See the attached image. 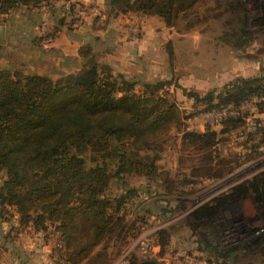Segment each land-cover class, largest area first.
I'll use <instances>...</instances> for the list:
<instances>
[{"label": "rangeland", "instance_id": "374dc122", "mask_svg": "<svg viewBox=\"0 0 264 264\" xmlns=\"http://www.w3.org/2000/svg\"><path fill=\"white\" fill-rule=\"evenodd\" d=\"M65 2L59 0L56 9L59 32L60 28L77 32L80 26H86L91 19L84 12L93 6L99 9L94 12V23L115 14L98 0L77 1L74 9L64 13ZM17 8L6 16L0 13V20L6 18L10 24ZM56 11L48 20L51 27ZM128 13L115 14L121 16L120 27L127 22H140L143 26L142 18L131 13L130 18ZM176 22L166 34L169 40L162 45L167 62L156 60L154 69L167 71L168 78L160 81L162 87L156 95L176 103L180 120L151 149L142 147L139 151L143 171L113 175L117 160L113 159L109 142L87 144L75 152L89 165H95L109 151L108 169L114 177L105 195L112 199L113 206L120 205L117 214L113 211L123 227L119 235L113 233L98 245L84 261L86 264H264V221L250 194L224 202L214 214L199 213L264 171V98L257 104L254 100L245 103L250 99L243 101L235 106L239 113H226V118L216 114L224 107L209 108L211 104H224L228 96L223 91L235 79L264 77V0H200ZM45 31H49V36L55 32L53 28ZM98 48L88 55L91 60L79 56L76 64L59 62L54 70L61 72L69 66L68 71L62 72L64 75L81 70L83 63H95L101 76L110 73L119 82V73L111 71L105 58L100 57L105 51ZM5 61L0 62V67L13 71L15 67ZM61 75L51 72L49 77L55 80ZM127 80L137 83L135 93L145 91V82L136 73ZM192 93L201 100L189 96ZM235 107L229 105L226 109ZM234 117H240L238 124ZM194 134L204 136L198 142ZM209 139L211 144L206 146ZM127 144L124 142L127 151H135L134 146ZM138 147L141 148L140 143ZM149 160L155 166L151 173L146 172L145 166ZM5 178V171L1 170L0 185ZM0 220V264H30L34 263L33 258L36 261L43 256L44 264H68L59 252L61 243L57 244L51 227L45 232L31 226L19 227L18 216L10 207L0 211ZM232 227L247 232V241L236 242L233 247L219 246L217 235ZM229 251L225 258L221 256ZM21 252L22 258L17 260Z\"/></svg>", "mask_w": 264, "mask_h": 264}, {"label": "trees", "instance_id": "16d2710c", "mask_svg": "<svg viewBox=\"0 0 264 264\" xmlns=\"http://www.w3.org/2000/svg\"><path fill=\"white\" fill-rule=\"evenodd\" d=\"M51 1L55 0H0V13L20 6L48 5ZM104 1L109 13L155 15L171 27L200 0ZM91 50L90 45H83L79 56L91 60ZM76 62L73 59L65 63ZM81 66V70L64 75L56 70L61 76L55 80L47 72L24 74L0 67V171L6 175L0 185V211L12 208L19 227L31 226L44 232L51 227L57 243H61L59 252L68 264H86L84 261L98 245L123 230L120 217L113 211L117 214L120 205L113 206L112 199L105 195L113 175L142 172L139 151L142 147L151 149L180 120L176 103L156 95L162 82L147 83L144 92L135 93L136 83L120 74L118 82L110 73L101 76L95 63ZM65 69L68 71L69 66ZM263 80L264 77L235 79L223 91L228 96L224 104H211L209 108L235 107L252 96H262ZM189 96L201 100L196 93ZM234 119L238 124L240 117ZM203 136L194 134V139L199 142ZM110 140L118 141L119 146ZM98 141L113 146V159L117 160L113 175L108 169L109 151L95 165L75 154ZM126 141L135 151H127ZM210 144L209 139L205 145ZM145 164L146 172L151 173L153 161ZM243 194L252 196L264 220V171L199 213L214 214L224 202ZM230 252L221 256L225 258Z\"/></svg>", "mask_w": 264, "mask_h": 264}, {"label": "crops", "instance_id": "0c3cea01", "mask_svg": "<svg viewBox=\"0 0 264 264\" xmlns=\"http://www.w3.org/2000/svg\"><path fill=\"white\" fill-rule=\"evenodd\" d=\"M82 1L89 2V0ZM98 1L105 4L104 0ZM62 2L64 3V1ZM26 8L22 6L12 12L9 26L0 25V62L6 59L9 65L24 74L31 71L47 72L49 75L51 72L57 74L58 70L50 68L54 67L53 69H55L59 66V62H69L73 59L78 61L80 47L90 45L91 48L100 47L98 49L105 51L100 57L105 58L112 72L119 73L125 79L132 73H136L138 78L145 82L144 85L167 80V71L161 73L159 69H154L156 60L167 62V53L162 45L169 40L170 36L166 34L171 32V28L167 27L162 18L140 12L131 13L143 20L141 33L132 39L127 35L124 27L119 26V23L122 22L121 16L115 14L107 16L106 20L99 18V23H103L105 20V24L99 26V23H94L96 14L91 8L87 9L83 12L85 15H89L91 21L86 26H80L77 32L68 33L63 28H60L59 32V25L56 24V21H59V11H56L59 8V0L29 10ZM52 10L54 11L52 12ZM55 11L56 17H54V25L51 27L48 25V20ZM63 11L65 13V10ZM128 14L131 18L130 13ZM51 28L55 32L48 36V43L44 44L41 36L42 31ZM47 32L49 34V31ZM167 70L169 72V69ZM196 87H199L198 83ZM2 226L3 221L0 220V230L3 228ZM18 255L17 260L21 259L23 254L21 252ZM33 260L34 263L30 264L46 263L45 256L38 258L37 263L34 258ZM25 264H29L28 261Z\"/></svg>", "mask_w": 264, "mask_h": 264}, {"label": "built area", "instance_id": "2783aa9c", "mask_svg": "<svg viewBox=\"0 0 264 264\" xmlns=\"http://www.w3.org/2000/svg\"><path fill=\"white\" fill-rule=\"evenodd\" d=\"M76 2H77L76 0H66L65 5H64L65 13H69V11H71V8L74 9V5L76 4ZM91 10L93 12H99V9L94 7V6L91 8ZM1 15H5L6 16V13L1 14ZM2 24L7 26L9 24V22L6 20V18H2L0 20V25H2ZM141 29H142V25H141L140 22H134V23L127 22L126 26H124L125 32L132 39H135L136 37H138V35L141 33ZM41 36L43 38L44 44H47L48 43V36H49L48 32L43 30ZM256 97L257 96L251 97L250 100L246 101L245 103H247V102L249 103L252 100H254V101H256L255 103L257 104V103H259L261 101V98H264L262 96V97H258V99H256ZM235 111L239 113L240 109H237L236 107L232 108V109H229V108L226 109V107H224V108L221 109V111L219 113H216V114H218L219 117L226 118V116L229 113H233ZM226 113H227V115H226ZM228 231H231V235L232 236L230 238H228L226 236ZM245 233H247V232L243 231L242 229L238 230L237 227H232V229H228V230L223 229L217 235V239H219L217 243L219 244V246H228V247L232 246L233 247L236 244V242L242 243L243 241L246 240L247 237H246ZM57 244L59 245V243H57Z\"/></svg>", "mask_w": 264, "mask_h": 264}, {"label": "bare ground", "instance_id": "6f19581e", "mask_svg": "<svg viewBox=\"0 0 264 264\" xmlns=\"http://www.w3.org/2000/svg\"><path fill=\"white\" fill-rule=\"evenodd\" d=\"M230 233H231V231H230V232H227V234H226L229 238L231 237V236H230Z\"/></svg>", "mask_w": 264, "mask_h": 264}, {"label": "flooded vegetation", "instance_id": "af4514ba", "mask_svg": "<svg viewBox=\"0 0 264 264\" xmlns=\"http://www.w3.org/2000/svg\"><path fill=\"white\" fill-rule=\"evenodd\" d=\"M264 221V220H263ZM242 244V243H241ZM235 251V250H234Z\"/></svg>", "mask_w": 264, "mask_h": 264}]
</instances>
